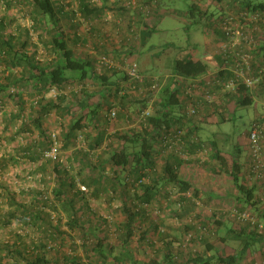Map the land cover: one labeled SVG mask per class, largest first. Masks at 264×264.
Wrapping results in <instances>:
<instances>
[{"label": "trees", "instance_id": "obj_1", "mask_svg": "<svg viewBox=\"0 0 264 264\" xmlns=\"http://www.w3.org/2000/svg\"><path fill=\"white\" fill-rule=\"evenodd\" d=\"M62 1L0 0L6 10L17 8L18 13L22 12L28 23L24 25L13 15H0V140L6 146L14 144L7 153L0 155V199L6 200L3 209L0 205V228L7 231L14 224L24 231L21 234L19 230H10L12 234L8 241L0 239V264L79 262L81 257L76 253L72 235L76 232L97 239L94 246H85L84 249L90 250L91 262L107 264L111 257L115 264L118 261H134L135 255L131 254L127 246L138 230L137 225L140 226L142 235L154 234L159 225H163L166 232L161 249L166 250L167 259L174 258V253L179 252L177 245L184 236L190 231L198 233L196 226L189 223L169 224L162 220L157 224L149 220L144 211L137 213V205L133 203L151 204L156 200L155 192L159 186L174 185L178 187L176 199L184 201L186 207L181 213L172 210L169 216L179 215L184 220L195 210V204L185 194L192 191L195 198L201 200L200 192L191 183L180 178L173 164L177 157L174 153L163 158V165L157 168L149 183L138 186L136 183L141 177L147 176L148 169L156 168L155 147L164 131L185 129L188 140L192 137L199 139L184 127L201 115H187L184 86L189 80L209 74L212 70L211 63L192 57L177 59L174 75L166 77V83L157 95L146 92L143 97L138 96L136 93L139 89L133 92L127 85L129 78L126 71L123 73V80H126L127 87H120L113 79L121 73L119 69L100 67L98 58L94 56L86 60L76 56L61 28L62 21L67 19L62 16ZM209 1L222 7L230 3H241L248 7L264 8V0ZM73 3L62 5L66 6L69 14L73 13L77 18V13H80L86 21L98 18L109 24L110 21H104L109 13L114 16V13L126 12L129 16L127 33L119 31L122 38H130L134 46L131 49L120 47L127 58L134 57L138 44L142 48L144 38L158 30V25H151L153 20L159 21L162 14L161 0H137L131 6L125 0H111L107 3L103 0H76ZM188 14L192 20L203 21L208 17L207 12L196 3L188 8ZM209 19L212 17L207 20ZM141 25L146 34L142 32ZM132 28L135 33L130 36ZM214 31L219 43L222 32L216 28ZM33 33L36 41L33 40ZM39 47L43 48L41 54L38 52ZM220 63L219 59L217 64ZM149 86L150 83H147L145 91ZM53 88L59 92L55 98L47 96ZM217 94L220 97L219 103H205L203 106L209 110V121L216 116H219L217 120L220 122L231 121L234 108L255 103L251 93L244 89L230 95ZM154 96L156 98L151 106L152 114L147 126L116 130L109 135V144H104L110 123L108 113L114 106H120L122 111L126 110L125 113L120 112L113 122L117 127L124 118L129 123L133 122L150 107ZM110 99L115 102L113 107L108 102ZM138 105L140 109L137 111L129 110ZM200 119L202 120V116ZM52 125L57 126L60 131V155L65 158L63 162L43 159V154L53 146L50 135L54 130ZM80 133L84 135V148L77 145ZM247 136L249 137V132ZM213 143L210 144V154L215 157V163L207 168L213 171L215 177H233L246 197V202H241V205L249 203L247 207L240 205L237 208L251 211L258 216L260 222H264V212L261 211L255 187H249L246 180L244 184L239 182L240 174L245 170L244 163L241 162V149L238 148L235 155L228 156L215 146V141ZM97 150H101V153L96 152ZM18 166H22L21 175L15 173L14 177L27 179L35 175L39 181L36 186L29 187L25 194L23 192L24 200L12 190L5 178L10 167ZM245 175H250L249 165ZM81 188L88 192L85 194ZM110 191L126 199L119 209L107 207L114 211V217L123 218V223L118 220L115 223L120 235L117 247L111 246L108 238H100L102 232L106 234L103 225L107 221L105 216L95 217L87 205L91 199L101 200L104 197L108 206ZM168 195L171 196V193ZM53 214H58L57 223L52 219ZM215 226L217 229L211 240L204 238L200 243L194 241L196 245L193 248L196 251L190 253L192 259L189 264H240L243 260L261 257L260 254L264 251V231L259 232L249 225L235 224V227L223 232V223L218 220ZM34 235L38 238L37 241L32 238ZM48 240H58L63 250L60 253H54V249L48 250ZM197 245L203 247V251L196 248ZM69 249L74 251L73 255L68 253ZM113 253L117 255L114 256Z\"/></svg>", "mask_w": 264, "mask_h": 264}, {"label": "built area", "instance_id": "obj_2", "mask_svg": "<svg viewBox=\"0 0 264 264\" xmlns=\"http://www.w3.org/2000/svg\"><path fill=\"white\" fill-rule=\"evenodd\" d=\"M99 0H91L96 2ZM128 5H135L137 0H125ZM215 5V4H214ZM219 11L218 19L216 20L215 28L222 32V39L218 43V51L216 56L220 57V64L216 65L215 70L211 71L206 76L189 80L185 83V96L187 98L186 112L190 117H196L200 114L202 107L205 103L214 104L219 103V94H234L238 93L241 89H244L251 93L254 102L261 103L263 112L257 114L251 121L248 145L250 152V164L249 170L250 175L246 179V184L249 187H255V192L260 203L261 211L264 212V8L260 7H248L241 3H230L224 7L215 5ZM147 10V9H146ZM77 18L82 22H85L80 15L77 13ZM113 19V15L109 13L104 19L105 22H109ZM122 20L119 18L118 23ZM31 26V25H29ZM136 28V27H134ZM132 28L130 36H133L135 31ZM92 29V23L86 24L84 27L85 32H90ZM33 35V40L36 41V36ZM139 38V36H136ZM130 39V38H129ZM129 39H123L120 35L119 29L116 30V34L107 35V40L100 42L101 45L110 44L111 48H120L124 46L125 49H131L133 44ZM128 42V43H127ZM110 43V44H109ZM136 51H140V43ZM262 49V50H261ZM43 49H38L39 54L43 53ZM98 65L100 67L117 68L119 70H125L129 78L127 85L131 87L133 92L139 89L136 95L143 97L146 92L157 95L159 91L164 87L167 78H155L147 76L142 73L139 64L136 59L124 57L121 62H116L110 52L101 53L98 57ZM147 83L150 86L145 91ZM263 90V91H262ZM14 91V89H13ZM215 91V92H214ZM52 96L55 98L58 95V91L53 88L51 91ZM124 94V92H122ZM156 96L150 101V107L144 110L133 122H130V128H143L147 126L148 120L151 117V106L155 102ZM122 111L120 106H114L108 113V121L113 123L118 114ZM60 131L58 129L52 130L50 135L52 139V148L43 154V159L50 161L63 162V158L60 155ZM186 130H166L161 134L160 140L156 144V150H159L163 157L174 154L185 162L189 160L191 155L187 153L186 148L188 147V138L186 137ZM84 135L80 133L78 135L77 145L80 148H84ZM191 143L198 144V155L196 160L198 167L202 168L203 165L209 160V155L212 151L207 144L200 142L198 138L192 137ZM160 144V149L158 145ZM159 162L163 165V159L159 158ZM157 162V165L160 164ZM159 166V167H160ZM156 168L148 169L146 171L147 176L141 177L136 185L149 183L150 177L157 171ZM177 168V167H176ZM31 178V177H29ZM38 179V177H37ZM81 190L86 194L88 191L84 188ZM175 193H171V196L162 199L159 203L153 202L151 204H135V211H144L149 220L155 223H160L162 220L169 224L181 225L182 223H189L196 226L198 231L195 234L193 231L188 232L184 236L181 243L177 245L179 252L174 253L175 257L167 259L166 252L161 253L162 247L164 246V234L166 229L163 225H159L158 231L155 233H148L142 235L140 226L137 225V231H135L133 238L130 242H135L138 246H143V259L144 264H189L191 261V254L195 253L193 248L195 243H200L204 238L211 240L213 238L214 230L216 229L215 223L208 226L205 224L203 210H205L203 201L195 198L192 191H188L185 196L191 199L195 204V210L190 212L184 220L179 215L170 217L169 214L172 212L171 203L175 201V209L181 213L185 208V203L182 200H177ZM109 196H114L112 191L109 192ZM178 197V194H177ZM229 213L236 224L249 225L254 229H258L259 232L264 231V222H260L258 216L253 215L251 211H241L237 207H229ZM52 219L55 223L58 222V214H53ZM107 221L103 225L101 239L104 237L108 238L109 241H118L120 235L116 227L117 219L112 215L104 217ZM164 222V223H165ZM140 229V230H139ZM19 233H24L20 230ZM74 244L77 248V254L80 252V261L73 263L67 262L63 264H97V262H91L92 257L90 250L85 251V246L92 247L96 244L97 239L94 236H85L81 232L72 233ZM11 237V236H10ZM36 241L35 235L32 237ZM196 239V240H195ZM9 239H7L8 241ZM47 249H54V253H60L63 250L62 245L58 240H48ZM70 255L74 254V251L69 249ZM161 253V254H160ZM261 257L250 259L248 263L247 259L243 260L247 264H264V251L260 254ZM8 264V263H7ZM137 264V263H131ZM213 264H220L218 262Z\"/></svg>", "mask_w": 264, "mask_h": 264}, {"label": "crops", "instance_id": "obj_3", "mask_svg": "<svg viewBox=\"0 0 264 264\" xmlns=\"http://www.w3.org/2000/svg\"><path fill=\"white\" fill-rule=\"evenodd\" d=\"M62 1V0H60ZM75 3L76 0H64L62 1V4L65 5L68 2H72ZM111 0H103V2L107 3ZM73 3V4H74ZM62 6L63 9V13L62 16L65 19L64 21H62L61 24V28L62 30L65 32L66 37L69 39V43H70V47L75 51V54L78 58L81 59H88L89 57H99V55L101 53L104 52H110V55H112V57L114 58V60L116 62H121L122 59L125 57L126 53H123L122 50L120 48L115 49V48H111L113 47L110 43V46L108 44H104L101 45L100 42L104 41L105 39L107 40V35L110 33L113 36L116 34V30L120 29L124 34L127 33V22H128V18L129 16L127 14H125L124 12H119V13H114L113 19L110 21L109 24L104 23L103 21L97 19H94L92 21H86L82 22L79 18H75L74 14H69V10H67L66 6ZM124 13L126 16H124ZM158 13V12H157ZM67 15V16H66ZM214 14L211 13L208 15V17L205 18V20H207L209 17L212 19L207 20V26H212L215 29V22L216 20L213 18ZM71 16V18L69 17ZM160 17V16H159ZM121 18L122 21L120 23H118V19ZM68 19H70V22H68ZM203 20V22L205 21ZM92 23V29L90 32H85L84 31V27L86 24H91ZM24 24V23H23ZM159 24L158 19L153 20V23L151 26H157ZM142 26V25H141ZM142 32L146 34V31L144 30V27L142 26ZM211 36L212 38H209V40L207 41V50L205 53V59H207V61L209 63H211V67L212 70H215L217 61L220 59V57L216 56L217 51H218V42H217V38L215 35V32L213 30ZM39 49V48H38ZM40 49H43L42 47H40ZM140 51H137L134 54V57H132V59H137V55L142 53ZM43 52V51H42ZM197 60V59H196ZM199 60V58H198ZM211 70V71H212ZM121 73L113 78L114 81L117 82V84L121 87L122 85L127 87L126 85V80H123V73L125 72V70H120ZM135 94V93H133ZM109 104L113 107L114 103L111 99L108 101ZM139 108L138 106H134L132 108H130L129 110L131 111H137ZM123 110L121 111L122 113H125ZM209 110L205 109L204 107L201 109L200 113L201 115H199L198 118H195L192 120V122L184 127H187V129L190 130V133H192L195 136L199 137L200 142H203L205 144H207V146L212 149V147H210V144H214L213 142H204V136L201 135L202 131L205 127L206 124L212 123L213 121L215 122V119H212L211 121H209L211 119V117H207ZM211 113V112H210ZM209 115V114H208ZM202 116V120L200 119ZM206 119V120H205ZM217 120V119H216ZM218 121V120H217ZM209 122V123H208ZM130 123L129 120L124 118V120L122 122H120V124H118V126L116 127V125L114 123H109V126L107 127V135H106V141H105V145L109 144L107 143V141L109 142V135L113 134L114 132H116V130H128L130 129ZM201 132V133H200ZM225 139H218L215 141V146H219L220 142H225ZM195 146V147H194ZM235 146V145H234ZM160 147V144L158 145V149ZM240 147V145H236V148H234L235 150H233L234 152L231 155H235L237 152V149ZM197 148L199 149V145L198 144H194L190 142V139L188 141V148H187V153L189 154V156L191 155V157L189 158V160L185 161L184 163L181 162V160L179 158L176 157V160H173V164H175V166L177 167V171L178 174L180 175V178L186 182L191 183V185L197 189V191L200 192L199 197L201 198V200L203 201L204 207H205V212H203V215L205 214V218H204V222L205 224H208V226L213 225V223H215L217 220L221 223H223V230L221 231H226L227 229H230L232 227H235V221L233 220V218L231 217L230 213H229V207L233 206V207H239L241 205V202L244 203V201L246 202V197L245 195H243V192H241L237 186V184H235L233 177L227 176V177H223L224 179L221 180H217L214 179V175H213V171L211 169H208L207 167L212 166L213 163H215V157H213L212 154L209 155V160L203 165L202 168L198 167L197 164V160H196V155H198V151ZM246 149L247 152L245 154V156L242 154L241 156V162L244 163V172H242L240 174V183L244 184L245 180L247 179L245 172L246 169L249 165V157H250V152H249V145L247 142L246 145ZM222 154L224 155H228L227 153H224L225 151L221 150ZM96 152H100L101 150H97ZM212 152V151H211ZM175 152H172L170 154H173ZM175 155V154H174ZM230 155V156H231ZM104 156V155H103ZM176 156V155H175ZM107 158V157H105ZM159 158H164L159 150H156V159L157 162H159ZM165 159V158H164ZM163 159V162H164ZM160 164L157 165V167H159L161 165V162H159ZM179 166V167H178ZM161 167V166H160ZM224 180V181H223ZM178 191V187L174 186V185H161L158 187V190L155 192V198L156 200L154 202L159 203L162 199H164V197H169L168 193H173V192ZM109 202L108 206L107 203H105V198H101V200H96L91 199L89 201V203L87 204L89 206V209L91 211V213L97 217V218H103V216L106 215H111L110 213L113 214L114 216V211L107 209V207L109 208H113L115 209H119L122 207L123 203H125L126 199L121 198V196H109ZM242 203V205H243ZM134 205L136 203H133ZM189 204H191V202H189ZM132 205V204H131ZM241 207H247L249 206V203L246 204L245 206ZM191 206V205H190ZM194 206V205H193ZM186 207V206H185ZM195 207V206H194ZM171 208L172 210H176L175 209V201H173L171 203ZM191 208V207H189ZM106 209V210H105ZM194 211V210H192ZM190 212V211H189ZM187 214V213H185ZM184 214V215H185ZM115 218L118 220V222H122L123 223V218L119 217V216H115ZM165 222V221H164ZM217 229V227H216ZM226 233V232H225ZM163 239V238H162ZM117 241H111V246H115ZM118 243V242H117ZM196 245V244H195ZM128 250L131 252L132 255H135L134 261L132 260H126V261H118L117 264H131V263H137V264H144L145 263V259H143V254H142V249L143 246H138L137 244H135V242H130V245L127 246ZM199 247V245L196 246V248ZM172 250V248L170 249ZM161 253H165V251H160ZM160 253V254H161ZM114 256L116 253H113ZM78 255H81L80 252L78 253ZM117 255V254H116ZM114 258V257H113ZM112 257L107 261V264H115V261L113 262ZM248 263L250 262V259L247 260ZM113 262V263H111ZM240 264H244V261H242ZM245 264L246 261H245Z\"/></svg>", "mask_w": 264, "mask_h": 264}, {"label": "rangeland", "instance_id": "obj_4", "mask_svg": "<svg viewBox=\"0 0 264 264\" xmlns=\"http://www.w3.org/2000/svg\"><path fill=\"white\" fill-rule=\"evenodd\" d=\"M193 3L198 4L199 8L206 11L207 16L211 11V13L214 14L213 18L215 20L218 19L219 11L209 0H161L160 8L162 14L160 15L158 30L147 38H144V45L140 49L142 53L138 54L136 59L141 71L145 75L155 78L171 77L175 73L174 66L177 59H191L192 57L193 59L199 58L208 63L207 59H205L207 41L209 38H212V32L215 29L210 25L207 26V20L203 22L199 19L192 20L189 18L188 8ZM6 9L7 8L1 3L0 15H13L16 16L19 22L22 21L24 25L28 24L23 13H18L17 8H11L10 10ZM47 96L53 97L51 92H49ZM233 110L234 113L232 114L231 121L220 122L216 120L219 119V116H216L215 122L206 124V127L202 130L204 132L200 133L205 137L203 139L204 142L208 143L218 139H225L226 141L220 142L218 147L227 154H232L236 145L239 144L242 156H245L248 142L247 134L250 130L251 121L257 114L263 112L262 105L261 103L255 102L250 106L234 108ZM52 127L54 130L57 129L55 125H52ZM11 145L13 147L14 144ZM10 146H6L0 140V155L7 153L10 150ZM63 159L65 160L64 157ZM20 167L22 166L10 167L5 178L8 183L11 184L12 190L19 193L22 200H24L26 190L29 187H33V185L36 186L39 184V181L35 175L27 179H22L18 176L14 177L15 173L21 175ZM223 177L224 176L214 177V179L221 180L224 179ZM4 202H6V200L0 199L2 209ZM10 230L15 232L21 229L14 224L7 231H3L0 228V239L7 241L11 236L10 234H12L9 232ZM115 246L117 247V244H115ZM198 248L203 251V247L199 246Z\"/></svg>", "mask_w": 264, "mask_h": 264}]
</instances>
